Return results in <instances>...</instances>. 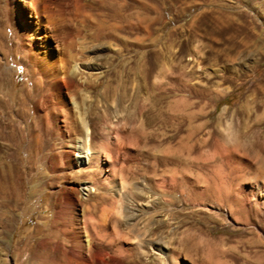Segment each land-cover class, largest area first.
Segmentation results:
<instances>
[{
  "label": "rangeland",
  "instance_id": "rangeland-1",
  "mask_svg": "<svg viewBox=\"0 0 264 264\" xmlns=\"http://www.w3.org/2000/svg\"><path fill=\"white\" fill-rule=\"evenodd\" d=\"M48 2L72 27L53 39L61 66L75 55L64 100L20 61L0 12V264H78L73 228L89 250L123 247V264H264V0ZM18 97L32 133L11 139ZM78 148L102 151L106 175L121 166L125 198L94 185ZM101 213L118 221L103 229ZM150 225L143 251H128Z\"/></svg>",
  "mask_w": 264,
  "mask_h": 264
},
{
  "label": "bare ground",
  "instance_id": "bare-ground-1",
  "mask_svg": "<svg viewBox=\"0 0 264 264\" xmlns=\"http://www.w3.org/2000/svg\"><path fill=\"white\" fill-rule=\"evenodd\" d=\"M19 1H20L19 6L23 12L22 15L17 14V11L19 10V6L15 5L13 3L14 2L13 0H8V2L11 4L9 7L8 5L0 7L1 10L0 12H3V14L7 16L10 15L11 18L13 19L12 26L14 27L15 30L13 33H14V37L16 38V42H14L12 50H17L16 53L20 55V61L26 62L27 65L30 66L33 71H35V73H38L44 80L47 81V83L53 89L55 95L59 100H64L65 92L67 91L66 89L73 86L76 79L77 67L76 66H73V68L69 67V62H71L75 58V55L72 54L71 52H68L67 53L68 64L63 65L62 63L63 66H61L60 65L61 60L59 61V59L55 58L59 40L57 42L53 39L58 38L60 36L68 37L71 34L72 27L70 28L66 24H63L62 20L59 19L58 16H61L60 15L61 7L51 6L48 0H19ZM8 59L6 54H3L2 57L0 58V100L5 104L4 106H6L7 109H10V105L8 101L5 99V93L7 91L5 88V84L10 75V69L8 67L10 61H8ZM17 104L19 105V109L23 111L22 115L20 116V121H22L24 125H20L19 121L16 118H14L11 114L10 116H8L11 119V121L5 123L4 125H5V129L8 130V136L11 139L17 137L22 139L23 137L28 136L32 131L31 128L27 126L26 117L24 116V108H26L25 99L18 97ZM75 131L84 132L85 130L83 129L82 126H78V128ZM109 136L110 133L106 132L105 138L108 139ZM77 152L78 153L75 159V163L87 164L88 170L86 174L93 177L94 185H97L100 178L102 180V181L100 180V182H104L106 187L114 191L113 193H115L118 197L125 198L124 195L128 194V189L126 185L123 184V182L117 180V175L118 173L120 175L121 172L119 171L121 169L120 168L121 166L115 167L113 169V172L112 173L110 172L111 175L110 174L106 175L105 174L107 171L106 160L105 157H103L104 155L102 151L94 152L95 154L92 155L91 153L83 152L81 148L80 149L78 148ZM72 162L73 159L68 158L67 163H72ZM99 198L100 200H104L106 197L100 196ZM99 217L103 229L105 226H107L106 222L109 220L111 221V218H113L114 222L118 221L117 218H115L112 214L108 215L101 213V216L99 215ZM124 217L126 220H128L130 225L137 228L135 223L138 218V214H124ZM84 228H85V224H84ZM155 229L156 227H151L150 225L144 228L143 233L137 232L134 235V241L132 247L127 248L128 251L132 252L134 251L133 249H136L138 252H140L142 250L141 245L144 242L143 238L145 233H154ZM80 232L81 231L79 229L76 230L75 228H73L70 231V236H69L73 245L71 247L70 256L74 258L78 262V264H108V263L123 264L121 258L114 254L116 253L117 250L114 251V253H112L111 252L112 250L110 251V249L109 250L105 249L104 244H95L92 246V249L89 250L90 244L88 240L86 242L80 241V234H81ZM106 235H107L106 236L107 242L110 246L111 244L113 245V243L115 244L117 242H120L115 235L114 236L111 234H106ZM100 236H102L103 239H105L104 234ZM122 236L123 234H121V237ZM98 237H97V241L99 239ZM59 246L60 245H58V247ZM122 248L120 247L118 248V251L120 253L122 251L123 252L125 251L122 250ZM13 249L15 250L16 248L14 247ZM122 254L123 253H121V256ZM15 256L17 257V259H19L18 253H16Z\"/></svg>",
  "mask_w": 264,
  "mask_h": 264
}]
</instances>
